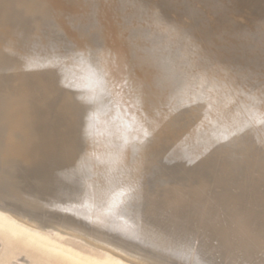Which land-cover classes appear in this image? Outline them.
Returning a JSON list of instances; mask_svg holds the SVG:
<instances>
[{"label": "bare ground", "instance_id": "bare-ground-1", "mask_svg": "<svg viewBox=\"0 0 264 264\" xmlns=\"http://www.w3.org/2000/svg\"><path fill=\"white\" fill-rule=\"evenodd\" d=\"M103 1L0 0V264H264V67L229 77L204 24ZM78 7L86 13L72 27L101 45L97 102L108 112L63 78L66 65L78 74L66 53ZM104 41L122 46L124 92ZM125 98L143 102V124L122 126L133 139L109 134Z\"/></svg>", "mask_w": 264, "mask_h": 264}, {"label": "rangeland", "instance_id": "rangeland-1", "mask_svg": "<svg viewBox=\"0 0 264 264\" xmlns=\"http://www.w3.org/2000/svg\"><path fill=\"white\" fill-rule=\"evenodd\" d=\"M116 2H121L122 0H115ZM133 2H135L136 3V1H137V3H143V4H145V5H147V6H149V7H155V5L156 6H159V7H162V8H164L165 7V9L166 10H171L174 14H175V16H176V18H179L180 17V20H184L185 22H186V20H187V23H189V24H191V25H197L198 27H200L201 28V26H202V24H204L205 26L203 27L202 26V29H203V31H204V34L207 36V37H209V38H213L216 42H215V47L217 48V49H219V50H221V51H225V49H226V52L225 53H227V54H225V53H223L222 52V57H223V60L221 59V63H222V65L223 66H229V64L232 66L231 68H232V70H234V71H231V72H226V74H228L229 75V77H233L234 75L235 76H237V77H239L238 75V73H237V70H238V72H240V70H248V68H254V67H264V47H262V46H264V20L262 19L263 17H264V13H260V12H263V10H264V0H227L229 3H230V5H229V3L225 0V2H227V4L224 2V0H209V2H208V0H206V2H205V0H172V2H171V0H132ZM189 1V2H188ZM194 1H195V4H194ZM196 1H198V2H196ZM216 1V2H215ZM224 3H223V2ZM232 1V2H231ZM254 1V2H253ZM261 1L263 2V3H261ZM104 2V4L105 5H108L110 2H111V0H104L103 1ZM163 2H164V4H163ZM174 2V3H173ZM185 2V3H184ZM192 2V3H191ZM203 2H205L204 4H205V6H204V4H202ZM235 2V3H234ZM239 2V3H238ZM242 2V3H241ZM258 2V3H257ZM170 3V4H169ZM178 3H180L181 5H179ZM197 3V4H196ZM201 3V4H200ZM211 3V4H210ZM261 3V4H260ZM173 4V5H172ZM176 4V5H175ZM186 4H188V5H186ZM190 4V5H189ZM200 4V5H199ZM206 4L209 6V7H206ZM214 4V6H212ZM217 4V5H216ZM223 5L222 7L221 6H218V5ZM224 4H225V6L227 7H225L224 6ZM232 4V5H231ZM247 4V5H246ZM255 4H256V6H255ZM263 4V5H262ZM167 5H169L168 7H167ZM191 5L193 6V8L191 7ZM211 5V6H210ZM234 5H237V6H234ZM238 5H239V7L240 8H238ZM261 5V6H260ZM199 6V7H198ZM201 6V7H200ZM202 6H204V7H202ZM228 6H230L229 7V10H227L228 9ZM247 7L246 8V10H245V8H243V7ZM263 6V7H262ZM176 7V8H175ZM186 7H188V9L186 8ZM191 7V8H190ZM206 7V8H205ZM213 7H215V8H213ZM218 7V8H217ZM219 7H221L222 9H220ZM195 8L196 9H198V10H195ZM224 8V9H223ZM226 8V9H225ZM78 10H75V12H73V14L74 13H78L76 16H79V17H76L75 15H71L69 18H68V23L71 25V28H68L69 30V33H70V35L71 36H73L74 35V33H80L79 34V36L78 35H76V37L75 36H73V38L75 37L76 38V41H74V43H73V48L74 49H72V50H67V52L66 53H71V51L72 52H74V53H72L71 55H69V56H67V62L69 63L70 61H71V64H70V68H69V70L70 69H72V70H74V73H75V78H73V77H71V75L73 74L72 72L73 71H68L67 69H68V67H67V65H66V67H65V71H64V74H63V78H64V80H65V84L67 83V86L69 85V87H71V90H74L75 91V94L77 93V91H78V89L80 90V91H78V92H80V94L79 93H77L76 95L78 96V97H82L85 101H87V102H89V100H87V99H90V101H92L93 102V104H97V103H99V102H97L98 101V94H99V92H100V90L99 89H101L102 88V85H103V83H104V81H105V77H104V69H103V67L101 66V65H99L98 63H97V60H98V58H99V56H100V54H101V45L99 44V43H95V42H92V41H90V39H88V38H83L82 37V35H81V32H79V28L78 27H80L79 25H77V26H75V24L73 25V27H72V23H73V21H72V16H73V18H78V19H83V17H84V15H85V11H81V12H77V11H79V9H81V7H78L77 8ZM177 9V10H176ZM192 9V10H191ZM201 9H203L204 11H202ZM207 9V10H206ZM213 9V10H212ZM232 9V10H231ZM235 9V10H234ZM244 9V10H243ZM177 11V13H176V11ZM181 10V11H180ZM189 10L191 11L190 13H189ZM200 10V11H199ZM210 10V11H209ZM229 11V13L227 12V11ZM231 10V11H230ZM248 10H249V12H248ZM195 11V12H194ZM255 11V12H254ZM183 12H185V13H183ZM202 12V13H201ZM226 13V17L227 18H229L228 20H227V18L224 16V14L223 13ZM243 12H244V15H243ZM251 12V13H250ZM79 13H80V15H79ZM183 13V14H182ZM187 13H189L188 15H187ZM195 13V14H194ZM204 13H205V15H204ZM218 13V15H216ZM221 13V14H220ZM231 13V15H229ZM234 13V14H233ZM237 13V14H236ZM242 13V14H241ZM246 13V14H245ZM177 14V15H176ZM191 14V15H190ZM198 14V15H197ZM203 15L204 17H202V16H200V15ZM228 14V15H227ZM242 16H241V15ZM248 14H250V17L252 18V20L250 21V17H247L248 16ZM255 14H257L256 16H255ZM189 15H190V17H189ZM197 16V17H195V16ZM220 15V17H218ZM223 15V16H222ZM234 15V16H233ZM252 15V16H251ZM260 15H261V17H260ZM233 17V18H230V17ZM237 16H239L238 17V19H236V17ZM246 16V17H245ZM253 16H254V18H253ZM194 19H193V18ZM198 17H202V20L204 19V22L201 20H199V18ZM220 20V21H218V19ZM226 18V22H227V24L226 23H223L224 22V18ZM197 18V19H196ZM213 18V19H212ZM221 18H223V19H221ZM235 18V19H234ZM245 18V19H244ZM256 18H257V20H256ZM193 19V20H192ZM205 19H206V21H205ZM231 19V20H230ZM239 19H241V20H239ZM243 19V20H242ZM258 19H262L263 21H261V20H258ZM190 20V21H189ZM199 21V22H197V21ZM223 20V21H222ZM230 20V21H229ZM233 20H238L237 22L236 21H233ZM244 20H245V24H244ZM247 20V21H246ZM196 21V22H195ZM209 21V22H208ZM214 21V22H213ZM228 21H229V23H228ZM242 21V22H241ZM253 21L256 23V25L258 24L260 27H262V29L260 28V27H256V25L253 23ZM258 21V22H257ZM194 22H195V24H194ZM202 22V23H201ZM209 24H208V23ZM216 22V23H215ZM221 22H222V24H224V25H222L221 26ZM234 24V25H232V23ZM248 22H251V23H248ZM231 23V24H230ZM237 23V24H236ZM239 23H240V25H239ZM241 23H243V24H241ZM215 24V26H213ZM228 24H230V25H228ZM247 24V25H246ZM248 24H250V25H248ZM252 24V25H251ZM254 24V25H253ZM201 25V26H200ZM212 25V26H211ZM237 25H238V27H237ZM242 25V26H241ZM244 25V26H243ZM75 26V27H74ZM217 26L219 27V28H217ZM222 27V30H223V28L224 29H227V27H228V29L226 30V33L224 32V31H222L220 28ZM231 26H232V28H231ZM256 28H255V27ZM212 27H214V28H212ZM250 27H252V29L250 28ZM207 28V29H206ZM209 28H211L212 29V33H210V30L211 29H209ZM216 28V29H215ZM237 28V29H236ZM244 28H246L245 30H243ZM250 28V29H249ZM253 28H255V29H253ZM257 28H259V29H261V30H259V29H257ZM71 29V30H70ZM74 31H73V30ZM213 29H214V31H213ZM218 29H220L219 31L221 32H224V33H221V34H223L222 36L224 37H222L223 38V40L224 41H222V38H221V34L219 33V31H216V30H218ZM238 29H240V30H238ZM76 30H77V32H76ZM209 32H208V31ZM243 32H242V31ZM231 31V32H230ZM218 34H216V33ZM228 32H229V34H228ZM238 32V33H237ZM251 32V33H250ZM252 32H253V34H252ZM255 32V33H254ZM257 32V33H256ZM262 34H261V33ZM72 33V34H71ZM235 33H237V34H235ZM243 33V34H242ZM247 33V34H246ZM210 34H212V35H210ZM217 35V37H216V35ZM246 36H245V35ZM258 34V35H257ZM226 35V36H225ZM243 35V36H242ZM263 35V36H262ZM219 36V37H218ZM233 36V37H232ZM241 36V37H240ZM255 36V37H254ZM258 36V37H257ZM79 37V38H78ZM237 37V38H236ZM239 37V38H238ZM260 37H262L261 39H260ZM74 38V39H75ZM77 38H78V40H81L82 38L84 39V40H81L79 43H81L82 44V42L85 44V45H81V44H79L78 43V41H77ZM218 38V39H217ZM219 38H220V40H219ZM230 38V39H229ZM229 39V40H228ZM245 39V40H244ZM252 39V40H251ZM258 39V40H257ZM260 39V40H259ZM239 40H241V41H239ZM255 40V41H254ZM218 41V42H217ZM229 43H228V42ZM233 41V42H232ZM240 43L239 45H238V42ZM243 41H245V42H243ZM259 41V42H258ZM105 43H106V46H105V54H107L106 56H105V60H103V62H105V66H107V68H108V66H109V70L112 72V73H114L115 75H116V78H115V84H116V86H117V88L118 89H120L121 90V92L123 91H125L126 90V87H125V80H124V78L122 77V76H125V73L127 72V70L128 69H126V67L124 66L126 63H125V56L123 55V49H122V46H120V44L118 43V41H115V42H113V41H108L109 42V46H108V43H107V41H104ZM234 42H236V44H234ZM254 42V44H252ZM261 42V43H260ZM263 42V43H262ZM88 43V44H87ZM90 43V44H89ZM246 43V44H245ZM251 43V44H250ZM77 44H79V47L78 48H76L78 45ZM224 44V45H223ZM231 44H232V46H231ZM234 44V45H233ZM261 44H263V45H261ZM77 45V46H76ZM217 45V46H216ZM228 45V46H227ZM241 45V46H240ZM89 46V47H88ZM99 46H100V48H99ZM239 46H240V49H239ZM249 46V47H248ZM84 47H86L85 49H84ZM91 47V48H90ZM94 47V48H93ZM114 47L115 49H112V48ZM220 47V48H219ZM120 48V49H119ZM236 48V49H235ZM256 48V49H255ZM78 49V50H77ZM87 49H89V50H87ZM97 49V50H96ZM122 49V50H121ZM227 49H229V50H227ZM247 49H249V50H247ZM81 50V51H80ZM85 50V51H84ZM235 50V51H234ZM236 50H238V52L236 51ZM75 51H76V53H77V55H76V53H75ZM113 51V52H112ZM117 51V52H116ZM92 52H96L95 54L93 53L92 54ZM115 52L117 53V54H115ZM235 52V53H234ZM241 52H242V54H241ZM65 53V54H66ZM91 53V54H90ZM100 53V54H99ZM246 53V54H245ZM76 56H75V55ZM84 54V55H83ZM223 54H225V55H223ZM66 55H68V54H66ZM89 55V56H88ZM96 55V56H95ZM121 56V58H120V56ZM236 55V56H235ZM73 56V57H72ZM81 56V57H80ZM95 56V57H94ZM111 56V57H110ZM123 56V57H122ZM256 56H257V58H256ZM71 57V58H70ZM76 57H77V59H76ZM106 57L108 58V59H106ZM227 57V58H226ZM235 57H237L236 59H234ZM241 57V58H240ZM251 59H250V58ZM75 58V59H74ZM84 62H82V61H79L80 59ZM87 58V59H86ZM124 58V59H123ZM229 58V59H228ZM69 59H70V61H69ZM75 60V62L76 61H78V62H76L75 63V65H74V61L73 60ZM92 59V60H91ZM120 59V60H119ZM232 60V62H230L231 60ZM238 59H239V61H238ZM228 60H230V61H228ZM234 60V61H233ZM93 61V62H92ZM109 61H110V63H109ZM121 61V62H120ZM261 61V62H260ZM73 62V63H72ZM82 62V63H81ZM86 62V63H85ZM92 64V66H91V64ZM96 62V63H95ZM117 62V63H116ZM243 62V63H242ZM249 62H250V65L249 66H247L248 64H249ZM78 63H81L80 65L82 66H80ZM89 63V64H88ZM124 63V64H123ZM232 63V64H231ZM263 63V64H262ZM68 64V65H69ZM79 65V66H76V65ZM83 64V65H82ZM86 66H85V65ZM111 64V65H110ZM117 64V65H116ZM244 64V65H243ZM254 64V65H253ZM74 67H73V66ZM98 65V66H97ZM256 65V66H255ZM76 66V67H75ZM84 66V67H83ZM94 66V67H93ZM118 66V67H117ZM78 67L79 68H81V69H83V70H79L78 69ZM89 67V68H88ZM247 67V68H246ZM74 68V69H73ZM85 68H86V70H85ZM114 68V69H113ZM94 69H97V70H94ZM114 71H113V70ZM122 69V70H121ZM236 69V70H235ZM87 70H89V71H87ZM94 70V71H93ZM80 71H84V74H83V72H80ZM91 71H93L92 73H91ZM103 73H102V72ZM69 73V75L68 76H65V75H67L68 73ZM72 74H71V73ZM99 72V73H98ZM118 72V73H117ZM233 72V73H232ZM95 73V74H94ZM117 73V74H116ZM71 74V75H70ZM80 74V75H79ZM84 75L82 78H81V76L82 75ZM92 74H94V75H92ZM96 74H97V76H96ZM98 74H99V77H98ZM74 75V74H73ZM79 75V76H78ZM91 75V76H90ZM103 77H102V76ZM119 75V76H118ZM87 76V77H86ZM95 76V77H94ZM101 76V77H100ZM68 77H69V80H68ZM85 77L86 78H89V79H87V80H85ZM67 78V79H66ZM71 78H73L72 80H70ZM120 78V79H119ZM122 78V79H121ZM80 80L79 82H78V80ZM82 79H83V81H82ZM91 79H92V81H91ZM68 80V81H67ZM73 80H75L76 82V84L74 83V81ZM95 80V81H94ZM96 80H99V81H97L96 82ZM102 81V82H101ZM70 82V83H69ZM77 82H78V84H77ZM89 82V83H88ZM92 82H93V84H96V86L95 85H93L92 84ZM263 82V81H262ZM73 83V84H72ZM100 83H102L101 85H100ZM74 84H75V86L77 85V88L76 87H74L73 88V86H74ZM98 84H99V87H97L98 86ZM250 83H246L245 85L246 86H248ZM71 85V86H70ZM79 86V87H78ZM85 87V88H84ZM97 87V88H96ZM124 87V88H123ZM81 88V89H80ZM77 89V90H76ZM73 91V92H74ZM85 91H86V93L89 95H86L85 94ZM91 93H92V95H91ZM85 96V97H84ZM96 96V97H95ZM87 97V98H86ZM88 97H90V98H88ZM95 99H97V100H95ZM126 99V98H125ZM137 98H132V99H126V101H128V102H130V103H128V105H122V107H123V111L121 112L122 114H120V116L119 115H117V118L115 117V115H109V120H112V122H114V128L116 129H114L113 128V126H112V130L111 131H109V134L110 135H112V136H114V137H119V136H121V137H124V135L125 134H127V135H129V137L130 138H134V135L132 136V135H130V134H128V133H131L132 134V132L134 131V129H135V127H140V125H141V119H142V115H140V114H142L143 112H142V110H141V106L143 105V102L140 100V99H137ZM240 100L241 99H233L232 100V104H233V107L234 108H236V107H238L239 105H240ZM125 101V100H124ZM92 102H89V103H92ZM97 102V103H96ZM103 102H105V103H103ZM100 104V103H99ZM103 104V105H102ZM104 105H106L105 107H104ZM99 106V105H98ZM103 106V107H102ZM128 106V107H127ZM140 106V107H139ZM98 108V107H97ZM100 109L104 112H108L109 110H110V107H109V105H108V103L106 102V101H102L101 102V104H100ZM100 109L98 108V110L100 111ZM126 110V111H125ZM131 110V111H130ZM133 110V111H132ZM141 110V111H140ZM137 111H138V113H137ZM140 112V113H139ZM142 112V113H141ZM110 113V112H109ZM126 114V115H125ZM124 115V116H123ZM264 110H259V114H258V116H257V118L259 119V120H262V119H264ZM111 116V117H110ZM122 116L124 117V119L125 120H123L122 121V123H120V120L119 119H121L122 118ZM128 116V117H127ZM130 116H132V117H130ZM126 117V118H125ZM134 118V119H133ZM114 119H115V121H114ZM117 120V121H116ZM136 122V123H135ZM125 123V126H127V127H129V129H132L133 131L132 132H123V124ZM133 123V124H132ZM143 124V123H142ZM113 125V124H112ZM117 126L119 127V128H117ZM133 127V128H132ZM142 128V127H141ZM121 129V130H120ZM121 131V132H120ZM140 132H141V129L139 130ZM119 133V134H118ZM121 133H124V134H121ZM135 133V132H134ZM132 136V137H131ZM125 137H127V136H125ZM132 138V139H133ZM129 142V141H128ZM130 142L131 143H128L129 144V146H130V149H133V146L131 147V145H133V142L131 141V139H130ZM134 146H136V145H134ZM128 158L131 160L132 159V156L130 155H128ZM161 162L162 161H164V160H160ZM161 162H159V163H161ZM158 163V164H159ZM174 163V162H173ZM172 162H171V164L172 165H174ZM169 165H170V162H169Z\"/></svg>", "mask_w": 264, "mask_h": 264}]
</instances>
